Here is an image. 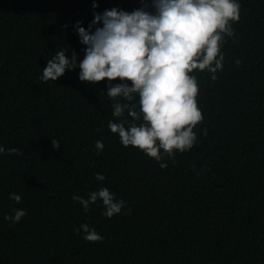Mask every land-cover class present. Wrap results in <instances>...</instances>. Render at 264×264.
<instances>
[{
	"label": "trees",
	"instance_id": "trees-1",
	"mask_svg": "<svg viewBox=\"0 0 264 264\" xmlns=\"http://www.w3.org/2000/svg\"><path fill=\"white\" fill-rule=\"evenodd\" d=\"M0 264H264V0H0Z\"/></svg>",
	"mask_w": 264,
	"mask_h": 264
}]
</instances>
